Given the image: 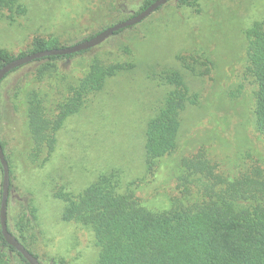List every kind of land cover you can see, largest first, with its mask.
<instances>
[{
    "label": "rangeland",
    "instance_id": "374dc122",
    "mask_svg": "<svg viewBox=\"0 0 264 264\" xmlns=\"http://www.w3.org/2000/svg\"><path fill=\"white\" fill-rule=\"evenodd\" d=\"M144 1L19 0L23 15L11 17L0 9V50L15 57L27 52L35 38L55 37L60 45H74L132 16ZM254 22L264 29V0H172L89 52L54 62L42 80L36 77L42 62L26 64L3 79L0 141L15 165V196L20 200L30 194L37 209L33 252L42 264H95L98 255L90 230L61 220L64 204L54 197L57 190L77 195L99 174L117 169L124 182H135L134 194L142 206L163 210L172 203L189 204L176 183L183 159L203 153L226 176L251 167L264 169V139L254 128L255 86L244 77V31ZM201 52L213 66L201 80L187 78L198 103L181 114L175 151L145 177L144 131L165 94L152 75L175 68L177 54ZM93 59L134 67L109 79L64 122L43 166L31 164L25 119L30 101L50 109ZM1 180L0 175V185ZM8 264L23 263L9 254Z\"/></svg>",
    "mask_w": 264,
    "mask_h": 264
},
{
    "label": "trees",
    "instance_id": "16d2710c",
    "mask_svg": "<svg viewBox=\"0 0 264 264\" xmlns=\"http://www.w3.org/2000/svg\"><path fill=\"white\" fill-rule=\"evenodd\" d=\"M153 1L145 0L134 14ZM0 9L6 10L11 17L25 13L19 0H0ZM244 35L247 44L244 77L255 86L254 128L264 139L263 24L254 22L245 29ZM59 47L66 46L50 37L35 38L27 52L15 57L0 50V68L15 58ZM90 50L33 61L42 62L36 70L37 79L42 80L49 74L54 62ZM175 59V68L152 75L155 83L165 88V94L144 131L145 177L152 176L161 159L175 151L181 114L198 103L199 95L191 90L187 78L201 80L213 66L210 56L203 52L177 54ZM133 67L130 62L105 65L93 59L84 76L72 83L68 94L50 109L44 110L36 100H31L25 112L26 134L30 141L27 160L35 166H43L54 151L56 133L64 122L77 114L86 100L100 92L109 79ZM0 144L10 178L8 231L40 262L33 252L38 239L37 209L30 194L23 195L20 200L15 196L18 194L12 180L15 165H12L11 155L5 153V144L2 141ZM177 169V190L188 205L172 203L168 209H147L135 197V182H124L121 172L111 169L99 174L77 195L62 189L55 191L54 197L64 204L61 220L92 232L98 248L95 264H264V169L251 167L226 176L203 153L183 159ZM0 175L2 177L1 165ZM9 254L27 264L0 234V264H8Z\"/></svg>",
    "mask_w": 264,
    "mask_h": 264
},
{
    "label": "water",
    "instance_id": "95a60500",
    "mask_svg": "<svg viewBox=\"0 0 264 264\" xmlns=\"http://www.w3.org/2000/svg\"><path fill=\"white\" fill-rule=\"evenodd\" d=\"M172 0H154L142 11L128 17L127 19L116 23L99 31L94 36L85 39L79 43L71 46L47 49L43 51L33 52L22 57L15 58L0 68V81L12 70L29 64L35 60L50 56H65L76 54L85 50L92 49L102 44L108 38L112 37L114 33L124 30L126 28L135 26L149 17L158 8ZM0 165L2 168L1 180V196H0V234L6 244L13 248L27 264H41L36 257H34L18 240L12 235L7 228V203L10 189L9 168L4 153L0 144Z\"/></svg>",
    "mask_w": 264,
    "mask_h": 264
}]
</instances>
